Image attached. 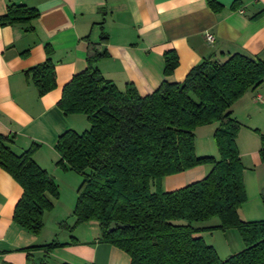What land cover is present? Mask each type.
I'll return each mask as SVG.
<instances>
[{"label":"trees","instance_id":"1","mask_svg":"<svg viewBox=\"0 0 264 264\" xmlns=\"http://www.w3.org/2000/svg\"><path fill=\"white\" fill-rule=\"evenodd\" d=\"M213 12L222 9L207 0ZM35 9L10 5L0 17L1 25L26 24L38 17ZM105 35L89 43L86 69L63 87L58 108L64 115H83L89 128L61 134L55 151L56 165L79 174L82 182L72 212L70 230L87 221L99 224L104 244L116 247L130 264H264V220L246 222L238 210L247 201L244 166L236 146L240 124L231 106L264 79V62L236 53L225 61L203 59L182 82L164 81L151 94L140 96L131 84L119 90L106 80L95 63L106 57ZM48 54V50H47ZM164 75L177 67L174 52L164 53ZM37 95L55 89V66L50 57L26 72ZM215 125L213 138L218 157H197V128ZM259 156L264 163V133H260ZM0 136V167L22 189L13 221L25 231L39 235L45 213L59 197L55 181L33 161L37 146L20 155ZM211 165L200 181L164 192L162 180L191 168ZM219 219L215 230H237L243 248L220 260L204 243L192 223ZM183 221L185 224H179ZM112 222L122 227L108 232ZM66 244L50 243L28 248L45 255ZM40 264H46L42 261Z\"/></svg>","mask_w":264,"mask_h":264},{"label":"crops","instance_id":"2","mask_svg":"<svg viewBox=\"0 0 264 264\" xmlns=\"http://www.w3.org/2000/svg\"><path fill=\"white\" fill-rule=\"evenodd\" d=\"M214 1L222 6L218 12L207 0H0V17L10 5L39 14L26 24H0V136L9 140L16 155L36 145L33 161L59 190L53 209L44 215L41 233L33 235L12 219L22 189L0 167V264H130L125 252L100 241L96 221L73 230L59 227L62 222L74 225L72 212L82 178L56 165L54 146L64 132L80 134L89 123L83 115H64L57 102L63 87L86 69L89 43H98L103 35L106 57L95 67L119 90L131 84L140 96L151 94L164 81L182 82L203 59L225 61L239 53L264 62V0ZM206 33L214 36L213 43L206 41ZM166 52L177 56V67L168 76ZM47 55L55 66L56 87L39 97L26 72ZM231 114L240 124L235 142L247 197L238 215L241 220H264V163L259 156L264 79L231 106ZM209 169L203 165L167 176L161 188L180 189L205 178ZM53 240L66 246L47 255L41 249L28 250Z\"/></svg>","mask_w":264,"mask_h":264},{"label":"rangeland","instance_id":"3","mask_svg":"<svg viewBox=\"0 0 264 264\" xmlns=\"http://www.w3.org/2000/svg\"><path fill=\"white\" fill-rule=\"evenodd\" d=\"M214 127L215 125H205L195 130V155L197 157H218L217 147L213 138ZM204 166H208L210 168L208 170L209 172L212 169L211 165ZM242 221L251 222L259 220ZM178 223L185 224L183 221ZM217 225H219V219L216 217L204 222L192 223L194 228L200 229L199 234L202 237L204 243L208 246H211L216 251L218 258L223 260L241 251L243 246L237 230L228 229L226 231H220L213 229V227Z\"/></svg>","mask_w":264,"mask_h":264},{"label":"water","instance_id":"4","mask_svg":"<svg viewBox=\"0 0 264 264\" xmlns=\"http://www.w3.org/2000/svg\"><path fill=\"white\" fill-rule=\"evenodd\" d=\"M262 194H263V196H264V190L262 191ZM117 227L120 228V227H122V225H121L120 223L112 222V223L110 224L109 228H108V232L113 231V230L116 229Z\"/></svg>","mask_w":264,"mask_h":264},{"label":"built area","instance_id":"5","mask_svg":"<svg viewBox=\"0 0 264 264\" xmlns=\"http://www.w3.org/2000/svg\"><path fill=\"white\" fill-rule=\"evenodd\" d=\"M205 39H206V41H207L208 43H210V44L213 43L214 40H215L214 36L211 35V34H209V33H206V34H205Z\"/></svg>","mask_w":264,"mask_h":264}]
</instances>
